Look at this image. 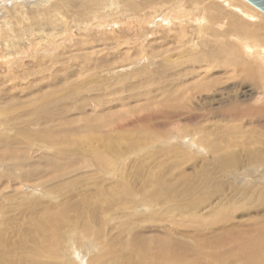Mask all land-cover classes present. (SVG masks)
<instances>
[{"label":"rangeland","instance_id":"rangeland-1","mask_svg":"<svg viewBox=\"0 0 264 264\" xmlns=\"http://www.w3.org/2000/svg\"><path fill=\"white\" fill-rule=\"evenodd\" d=\"M102 1L107 3V11L100 10L101 0H0V194L8 199L4 202L0 196V208L7 212L12 220L13 218L16 220L12 232L4 233L9 234L10 238L5 241L6 256L0 259V264L12 263L8 259L11 257L10 254H14L16 234L20 232L19 226L23 220L27 221L42 211L55 212L59 209V211L62 209V214H67L64 216L67 230L57 233V250L54 252L57 264H127L125 262L127 260L130 264H173L153 258V247L149 254L140 256L130 247H126L129 235L121 228L126 224L143 225L146 236L163 230L162 226L156 225L150 218L154 215L163 220L159 214L163 209L152 212L147 204L146 207L144 203L135 202L137 194L140 191L144 192L145 189L150 191V188L145 186L151 185L157 177L163 178L161 180L163 185L169 184L173 179L171 185L178 193L184 192L187 187L186 177L193 183L204 164L203 160L209 163L210 156L215 155L208 146L211 143L222 146L224 142L220 143V140L223 138L237 142V145L247 144L253 151L260 146L257 143H264V100L261 99L264 97V87L257 90L255 100L245 105H236L238 102L235 100V94L220 95L211 91L197 96L198 99L180 104L163 102L152 104L143 99L139 102L131 98L135 92L143 93L149 88L156 90L158 86L166 84L155 75L156 65L164 63L162 60L168 58L171 63L176 64L172 70L175 72L160 71L174 75L183 68L182 64L188 62L190 69L197 72L202 66L203 74L194 80L203 77L205 62L203 64L199 61V57L200 50L203 49L202 41L207 35L206 31L192 25L191 19L186 22L188 35L181 43V47V41H170L165 45L164 41L161 43L157 40L152 43L149 40L152 33L159 37L166 34L168 29L155 28L157 32L148 25L146 16L154 15L155 11L157 16L158 10L168 9L173 10V14L176 10L178 17L182 9L190 10L188 1L144 0L141 10L139 9L141 0ZM206 1L207 4L215 1L219 3L218 0ZM157 2L164 4L165 8L163 5L153 9L152 5ZM233 2L227 1L226 6L224 3L219 4L224 11L220 15L221 18L226 13L236 14L230 9L234 8L230 6ZM50 7L55 11H50ZM51 12L56 15L51 16ZM200 14L201 11L196 15L198 19L201 18ZM166 16L170 19L172 24L170 29L174 32L179 28V20L171 14ZM86 22L92 25L88 26ZM143 22H146L144 29L141 28ZM217 23L222 24V20ZM72 37L73 40L70 39ZM206 39H209L213 46V49L206 47V53L216 49L210 37ZM41 40L44 42H40ZM94 41L97 43L96 46L90 49L86 47ZM34 42L38 45H34ZM160 44L162 47L159 52L167 48V53H156ZM150 50L155 51L158 57L152 55ZM181 56H184V62ZM134 58H137L138 63H132ZM96 63L102 67L93 70ZM64 65L70 67L69 72H61L59 67ZM82 65H86L87 70H82L80 68ZM77 72H82V75L68 78L69 74ZM217 72H207L206 77L211 81L221 82L218 77H223L221 74L226 73ZM51 73L57 75L50 76ZM194 80L188 82L193 83ZM240 82L243 83L241 87L238 85ZM249 84V80L240 76L229 80L220 88L223 89L225 85L236 86L238 89L233 92L249 93L248 90H251ZM229 99H232L231 103L228 102ZM83 101V104L88 106L87 112L90 108L92 112H81ZM52 105L66 107V110H52L55 122L51 116L37 120V117L42 115L41 111L45 110L47 113ZM225 111L228 115L236 117L235 120L232 119L231 122L225 120L223 118ZM93 112L96 114L92 116L94 119L91 122L84 119L86 114L90 115ZM240 115L261 118L262 121L259 125L240 128L238 133L234 129H228L230 124H237L236 119ZM74 118L75 121H71ZM41 121L42 124L37 126L36 122ZM53 123L62 128L52 127ZM55 128L61 129V134L68 135V140L56 141L58 147L51 145L53 138L45 139ZM28 138L35 141L31 150H26L23 146ZM207 142H210L209 145ZM239 146L227 149L238 152L236 154H239L243 163L241 162L237 170L223 171V175L232 178L225 183L223 196L214 197L210 201V194L205 187L201 193L205 197V204L194 210L197 214L191 222L194 225L193 229L189 232L174 226L165 230L170 237L182 240L191 247L197 246L196 240L201 241L207 234V227L218 226V222L223 226L230 225L240 230L242 232L240 235L244 238L234 240L230 235L231 240L223 243L224 247H218L198 257L188 256L187 263L264 264V234L258 238L254 231L258 225L260 231H264V201L256 197L254 202H247L246 197H251L249 189H246L247 193L242 194L241 198L233 197L234 194L232 195L230 190L232 186H252L257 191L256 195H260L259 192H264V167L245 164L244 157L240 156L243 147ZM65 149H68L73 157L70 155L66 157L64 168L61 166L59 169L53 165V161L58 158L56 152ZM174 150H178L180 154L176 155ZM6 152H12L16 160L6 157ZM90 160L97 162V165L87 167L90 165L88 163H91ZM218 160L214 161L216 166L219 164ZM20 163L23 165L18 167ZM69 166L77 170L74 175L65 179L68 180L66 183L71 182L63 185L64 180L59 181L57 175L59 178L60 172ZM209 168L207 169L212 176L210 181L213 187L217 182L226 181L222 174L215 173L216 169L212 170L214 168L212 163L209 164ZM232 173L234 175L231 176ZM86 175L89 176L78 178ZM46 180L50 182L44 186ZM196 183L197 181L194 182ZM59 184L57 192L55 186ZM129 186L132 188L127 189ZM116 189H127L135 195L130 198L133 201L132 207H128L124 213L120 211L122 214L110 203L111 196L113 198L122 192L118 193ZM69 190L74 192L70 194ZM94 192L100 195L99 199ZM105 193L108 196L107 201L102 198ZM230 196L232 202L229 203L225 199ZM227 207L230 211L226 210ZM94 209L99 214L98 222H101L100 213L105 209L107 228L106 233L90 237V220L83 224L79 222L83 218L82 212L86 215L87 211L92 212ZM210 209L214 210L215 214H211ZM74 219H77L78 223L75 224ZM223 220L225 224L221 223ZM226 226L224 227L227 231ZM20 227L22 230L25 228L24 225ZM154 227L159 228L158 231ZM135 228L140 229L141 226ZM249 231L255 235L250 236L252 233ZM35 232L33 234L36 236L38 230ZM232 235L235 236L236 233ZM36 239L40 241V234ZM107 249L111 250L110 253ZM181 256L178 257L182 260L184 257ZM177 260L176 257L175 262ZM186 260L182 261L186 263Z\"/></svg>","mask_w":264,"mask_h":264},{"label":"bare ground","instance_id":"bare-ground-1","mask_svg":"<svg viewBox=\"0 0 264 264\" xmlns=\"http://www.w3.org/2000/svg\"><path fill=\"white\" fill-rule=\"evenodd\" d=\"M143 1L144 0H141L140 2V5H139L140 10H141V4ZM145 1L149 2L150 0H145ZM153 1L155 2L159 0H153ZM161 1L170 2L172 0H161ZM185 1H188V7L190 8V10L184 11V9H182V11H179L180 13L178 17L176 14L177 13L176 10H174V14H173V10L169 11L168 9L158 10L157 16H156L157 11H155L154 15L152 16H146L147 17L146 21L148 22V25L151 26V28L153 29L159 28L160 30L162 29L164 30L166 28L168 29L166 33L167 35L162 34L159 37H157L156 34L153 35L152 33L149 40H151L152 43L156 42L157 40H159L158 42H161V43L162 41H164L165 45H167V42H170V41L172 42L181 41L180 42V47H181V43L185 40V38H187V35H188L187 29H186V22L189 19H191L190 23L200 28L202 31H206L205 35H207V37L205 36L204 38V32L202 33V36H203L202 38L204 39L202 41L203 46L202 45L201 46L203 49L200 50V57H199V61H202L203 64L205 62V65H204L205 71H204L203 77H201L198 80H194L198 78L200 74H203L201 71L202 66L199 69V72H200L199 73L197 71L191 70L188 62L182 64L183 68H180V70L176 74L169 75V73H171L173 70V65H176V64L171 63L169 61L170 58H168L166 60H162L164 61V63L156 65L157 71H156V75L154 74L155 77L162 79L164 82H166V84L162 86H158L156 90H152L149 88L147 90H144L143 93L135 92L133 93L131 98L139 102L141 101V99H143L144 101H147V103L156 102L157 104L158 103L160 104L161 102H163L167 104H177V103L180 104V102L182 103L184 101L190 102L193 99H198L197 96L205 95L207 91H211L212 93H217L220 95L221 94L229 95L230 93L235 94V100L238 102V104L236 105H245L255 100L256 99L255 93L257 94V90L264 87V47L262 46L264 45V13L258 10L257 8L253 7L249 3H247L245 0L238 1V2H236L235 0H231L234 2L230 3V6H233L234 8H230V9L234 11L236 14H238L239 16L234 13L233 14L235 16L230 13H226V15H224L221 18L220 15L224 11L222 10L221 6H219V4L224 3V5L226 6L227 1L229 0H218L219 3H216L215 1L210 4H207L206 0H185ZM210 1H214V0H210ZM101 2L102 3H100L101 5L100 10L107 11V3L102 0ZM163 5L164 4H159V2H157V4L152 5V6L154 7L153 9H155L156 7H161ZM163 7L165 8V5ZM167 8L169 7L167 6ZM49 10L55 11L53 7H50ZM199 11H201L200 19H198L197 18L198 16H196L197 13H199ZM167 14H171L173 17L179 20L178 22L179 28H176L174 32H172L170 29L172 24H171L170 19H167V16H166ZM52 15H56V14L54 12H51V16ZM220 19L222 20V24L217 23L220 21ZM165 21H166V25H165ZM86 24L88 26L92 25L90 24V22H86ZM145 26H146V22H143V25L141 26V28L144 29ZM221 28H223V30ZM156 31L158 32V30ZM170 32H172L171 35H170ZM65 35L68 36L66 32H65ZM69 36H70V33H69ZM82 37L84 38V36ZM209 37H210L211 42H213L216 45V49L211 50L206 53V47L213 49L212 43L209 42V39H206ZM64 39L65 37L63 38V40ZM70 39L73 40L74 38L72 37ZM88 40L90 39H87V41ZM40 42H44V41L41 40ZM33 44L38 45L36 42H34ZM96 45L97 43L94 41L88 44L86 47L90 49L91 47L96 46ZM161 47H162V44H160L157 47L158 52L156 53H159V54L167 53L166 52L167 48L164 51L159 52V49ZM182 49L183 51L185 50L184 45H182ZM91 53L93 52H90V54ZM150 53L152 55L153 54L156 55L155 51L153 52L150 50ZM181 57L183 58L182 62H184L185 60L184 56H181ZM136 59L137 58H134V61H132V63H138V60ZM159 66L161 67L164 66L166 68L160 69ZM61 67H59V69H61V72H65V71L69 72L70 67L65 66V65ZM101 67L102 65H98L96 63L94 64L93 70L100 69ZM80 68L82 70H87L86 65H82L80 66ZM160 70H164V71L167 70L169 71V73L160 71ZM211 71H218L217 73L224 72L226 74L222 73L221 75L223 77H218V79L221 80V82L211 81L206 77V73L211 72ZM174 72L175 70L172 73ZM56 75L57 74H53V73L50 74V76H56ZM80 75H82V72L71 73L68 75L69 76L68 78L69 79L73 77L76 78L77 76H80ZM240 76H242L243 79L250 81V84L248 86L251 87V90H248L249 93H246L245 91L241 93L233 92L234 90L238 89L236 86L225 85L223 89L220 88L221 85L228 83L229 80L237 79ZM190 80L191 81L194 80V82L193 83L188 82ZM238 85L239 87H241L243 83L240 82ZM134 87L136 88V86ZM201 99H205V98L201 97ZM261 99L264 100V97ZM231 101L232 99L228 100L229 103H231ZM83 103L84 101L81 103L82 104V106L80 107L81 112L82 113H89V111L92 112L91 108L87 112L86 107L88 106ZM53 109L66 110V107H63V106L56 107L55 105H52L51 110L48 109L47 113L45 112V110H43L41 111L42 115L40 114H39L40 116L36 115L38 116L37 120L46 119L49 116H51L55 122L56 118L52 112ZM207 110H208L207 112H209V109ZM226 112L227 111H225L223 115V118L225 120L229 122H231L232 119L235 120L236 117L232 115H228V112L227 113ZM95 114L96 112H93L90 115L86 114L84 119L91 122L94 119L92 116ZM237 117H238V119H236L237 124H230V127L228 128V129H234V131H236L237 133L240 128H243L245 126L259 125L260 122L262 121L261 118L256 119L254 117L243 116V115L242 116L240 115ZM75 119L76 118H74V120H71V121H75ZM42 122L43 121L36 122V125L40 126ZM52 127L62 128V126H58L57 123H55ZM56 128L51 130L52 134L46 135L45 137V139L47 140H51L53 138V141H51V145L53 147H58L56 144V141H60L63 139L68 140V135L66 136L65 134H61V131H60L61 129L57 130ZM235 134L236 133H234V135ZM224 136L226 137V134ZM21 138H26V137H21ZM221 141L224 142L222 146H216V145H213L212 143L210 146H208V147H211V149L213 150L212 154L213 155L215 154V155L210 156L211 162L209 163L206 160H203L204 164L199 169L196 179H195V181H197L196 184H194L195 181L192 183L191 179L189 177H186L185 186L187 187L186 188L184 187L186 189L184 192L178 193V190L174 186L171 185L173 183V179H172V182H170L169 184L163 185L161 181L163 180V178L160 179V177H157L158 180L157 178H155L156 181L154 180L151 185L145 186L146 188L148 187V189L150 188V191L145 189V191L142 190L144 192L140 191L137 194V197H136L137 200H135V202L144 203L143 205H145L146 207L148 205L149 209L152 212H156L160 209H163L159 213L161 217H163V220L156 218L154 215L150 216V218L152 219V222L154 221L156 225L160 227L162 226L163 228L161 229L163 230L158 231L157 229L159 228L154 227V229L158 232H155L153 235L146 236L145 230L142 228L143 225L126 224L122 226L121 228L122 230L125 231L126 234L129 235L126 240L127 248L130 247V249L133 250V252H135L137 255L140 256L141 254H145V253L149 254V252L151 251L153 247V258L162 260L164 262L173 263V264H190V262L187 263L188 260H186L188 256L198 257V256L206 254L207 252H210L211 250H216L218 249V247H224L225 245L223 243H225L227 240H231L229 238L230 235L233 236L232 238L234 240H241V238L242 239L244 238V236L240 235V233H242L240 230L238 231L235 228H232L230 225L229 226L224 225L228 228V230L226 231L225 227L221 225L220 222H218V226L212 225V226L207 227L208 228L207 234L202 237L201 241L196 240L198 241L199 246L197 245V246L191 247L189 244H187L186 242H183L182 240H178V239L170 237L169 233L165 230L166 228L170 229L171 227H174V226H177L189 232L190 230L193 229L194 225L191 222H192L193 217L197 214L195 213L194 210L198 208V206H204L205 204V197L201 194L203 190L205 189V187L208 190V194H210L209 195L210 201L214 197L218 198V197L223 196V188H224L225 183L227 182V180L230 181V179H232V178H228L229 176L223 175L222 174L223 171L224 170L226 171L227 169L237 170L240 168L241 162H242L241 159L239 158V154H236L238 152H235L232 149H231L232 151H229V150L227 151L228 147L235 148V147H238L239 145H242V146H239V147H243L241 150L242 153L240 154V156L242 155L244 157L245 164H248V165L257 164L258 166L264 167V143H257L260 146L256 151H253L251 147L247 144H246L247 146L244 145L243 143L237 145L238 144L237 142H230L228 139H224V138L223 140H220V143ZM34 142H35L34 140L28 138L23 143V146L26 150L27 149L31 150V146L33 145ZM207 143L209 145L210 142H207ZM205 146L207 147V145ZM105 148L107 150V146ZM174 152L176 153V155L180 154L178 150H174ZM6 153H7L5 154L6 157L16 160L15 159L16 156L13 157L12 152H6ZM70 154L68 152V149L58 150L56 152V156L58 157L57 160H60V161H57V160L53 161V165L58 166L59 169L61 168V166L64 168L65 162L67 160L66 157H68ZM70 157H73V156L70 155ZM216 160L219 161V164L217 166L214 162ZM90 162L91 163H88L90 165L87 167L97 165V162L95 161L90 160ZM211 163L214 165V168L212 170L216 169L215 170L216 174H222V177L226 178V181L215 183L214 187L212 186V183L210 181L212 176L210 175V171L207 169L209 168V164ZM21 165L23 164L21 163L18 164V167H21ZM65 169L66 170L60 172L61 176L59 178L57 175V179L59 181L64 180L63 183L65 184L63 185H66L71 182L69 181L68 183H66L68 180H65V179L74 175L77 170V168L74 169L73 166L72 167L69 166V168L66 167ZM102 171L104 172V170ZM230 175L232 176L234 175V173ZM88 176L89 175H86L85 177H78V178L82 179ZM0 182H1V179H0ZM48 182H50V180H46L44 182V186L48 184ZM148 182L150 184V181ZM13 184H16V183H13ZM144 184H146V182ZM59 186L60 184L55 186V190L57 192H59ZM131 188L132 187L130 186L127 187V189H131ZM118 189H116V192L118 193L119 191H122V192L119 194H116L115 197L113 198L111 196L110 203L111 205H114L115 208H118L119 212L121 211L124 213L126 212V209H128V207L129 208L132 207L131 202L133 201L130 198L134 194L131 193L127 189H124V190H118ZM246 189H249V191ZM213 190L214 192L211 193V191ZM230 190H231L232 195L234 194L233 197L237 196L238 198H241V195L247 193V191L250 192L251 197L250 196L246 197L248 199L247 202L249 201L254 202L256 200L254 198L256 197L258 200L263 199L264 201V192H259L260 195H256L257 191L255 187L252 188V186H249V187L232 186L230 187ZM68 192L71 194L74 191L71 192L69 190ZM94 195L99 199L100 195L98 193L94 192ZM0 196L4 202L8 200L6 196H3L1 194ZM107 197L108 196L105 193L103 194L102 198L104 201L105 200L107 201ZM225 201L229 203L232 202L231 196L228 199H225ZM96 209H94V211L92 210V212L87 211L86 215H83L84 212H82L83 213L82 217L84 218V220H82L83 218L81 220L79 219L80 220L79 224H83L84 222H88L90 220L89 222L91 224L89 227L90 237H96L98 234L106 233L107 212H105V209H107V207L105 206L104 211L100 213L101 219L100 218L99 219L101 220V222L97 221V215L99 216V214ZM59 210H55V212L54 211H42L41 213L37 215H33L29 220L27 221L23 220L21 222V224L24 225L25 228H23L22 230V227H20L22 225L19 226L20 232L16 234V244L13 250L14 254H10L11 257L8 259V261H12L11 264H57L58 262V261L56 262L57 257H55L56 255L54 253L57 250V243H56L57 235H58L57 233L59 231L61 232V230L62 231L67 230L65 227L66 221L64 219V216H67V214H62L61 212L62 209L61 211ZM226 210L230 211V208L227 207ZM210 213L215 214V211L210 209ZM201 217L202 218L204 217L203 213L201 214ZM15 222L16 220H14V218L12 220V218L7 214V212H5L4 210L0 208V247H1L0 259L6 256L5 254L6 252L4 251V246L7 244L5 243V241H8L10 238L9 234H4V233H9V232L11 233L13 227L16 224ZM74 222L75 224L78 223L77 219ZM221 223L225 224V221L223 220L221 221ZM139 226H141L140 229L135 228ZM92 228H95V230H90ZM36 230H38L37 235L40 234V241H37L36 239L37 235L35 236L33 234V233H36L35 232ZM242 230L248 231L250 229H242ZM254 231H255V234H257L258 238H261V236L264 234V231H260L259 225L258 227H256V229H254ZM257 231H260V232H257ZM249 232L252 233V231H249ZM234 233H236L235 236L232 235ZM255 234L252 233L250 236H254ZM15 250L19 251V253H16ZM107 250L110 253L111 250L110 249H107ZM179 255H182L181 256L182 258L184 257L182 260L185 259L186 263H184L181 260V258L178 257ZM176 257L178 259L177 262L179 261L178 263L175 262ZM125 262L127 264H130L129 260ZM64 264H67V263H64ZM145 264H149V263H145Z\"/></svg>","mask_w":264,"mask_h":264},{"label":"water","instance_id":"water-1","mask_svg":"<svg viewBox=\"0 0 264 264\" xmlns=\"http://www.w3.org/2000/svg\"><path fill=\"white\" fill-rule=\"evenodd\" d=\"M245 1L264 13V0H245Z\"/></svg>","mask_w":264,"mask_h":264}]
</instances>
